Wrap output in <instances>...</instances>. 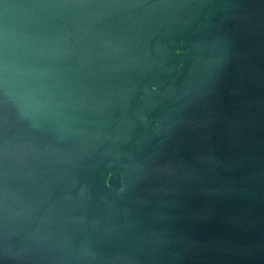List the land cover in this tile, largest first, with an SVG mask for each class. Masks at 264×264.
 I'll use <instances>...</instances> for the list:
<instances>
[{"label":"water","instance_id":"95a60500","mask_svg":"<svg viewBox=\"0 0 264 264\" xmlns=\"http://www.w3.org/2000/svg\"><path fill=\"white\" fill-rule=\"evenodd\" d=\"M0 264H264V0H0Z\"/></svg>","mask_w":264,"mask_h":264}]
</instances>
